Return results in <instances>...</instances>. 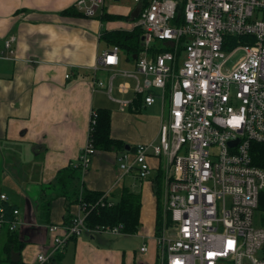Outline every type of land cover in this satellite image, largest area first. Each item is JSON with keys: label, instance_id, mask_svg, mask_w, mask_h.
Instances as JSON below:
<instances>
[{"label": "built area", "instance_id": "obj_1", "mask_svg": "<svg viewBox=\"0 0 264 264\" xmlns=\"http://www.w3.org/2000/svg\"><path fill=\"white\" fill-rule=\"evenodd\" d=\"M132 1L128 16L141 30L140 50L134 66L120 70L126 80L117 89L133 96H113V76L97 84L121 110L139 98L167 107L156 140L117 158L123 175L139 179L150 175V158L158 160L170 219L157 236L160 264H264V227L254 224L264 167L250 154L253 142L264 143V0ZM106 2L76 0V7L93 17ZM119 51L118 45L105 49L94 68L118 65ZM93 123L91 115L89 136ZM95 152L89 137L78 158L83 171ZM80 208L68 223L47 226L53 242L28 264H51L85 232L121 233L119 225L87 226L88 210ZM18 213L13 210L11 230Z\"/></svg>", "mask_w": 264, "mask_h": 264}, {"label": "crops", "instance_id": "obj_2", "mask_svg": "<svg viewBox=\"0 0 264 264\" xmlns=\"http://www.w3.org/2000/svg\"><path fill=\"white\" fill-rule=\"evenodd\" d=\"M120 1L107 0L102 15L88 17L76 7V0H0V195H6L0 206L18 209L20 223L14 230L23 242L6 251L8 231L1 224L0 264L33 263L53 242L47 226L68 223L67 214L81 213L79 203L66 213L67 200L54 183L59 170L70 164L81 167L78 158L89 139L91 115L103 107L111 110L112 137L124 147L96 150L87 169H81L78 188L103 192L115 202L122 186H129L141 195L140 224L131 234L85 232L68 241L51 264H155L159 259L156 189L159 184L163 194L164 184L158 160L150 158V175L139 179L123 175L117 158L138 143L156 140L167 107L161 101L143 105L139 98L121 110L97 84L113 76V92L132 97L131 92L118 91V84L126 80L119 72L134 66L140 42L136 54L120 47L118 65L94 68L101 53L114 45L102 38L104 31L139 29L129 21L132 6L114 12ZM66 9L74 13H65ZM11 36L15 39L6 47ZM104 72L107 76L101 75ZM50 198L47 215L41 206ZM262 218L264 214L257 225L264 227ZM142 245L145 251L140 250Z\"/></svg>", "mask_w": 264, "mask_h": 264}, {"label": "trees", "instance_id": "obj_3", "mask_svg": "<svg viewBox=\"0 0 264 264\" xmlns=\"http://www.w3.org/2000/svg\"><path fill=\"white\" fill-rule=\"evenodd\" d=\"M65 13H74L72 9H66ZM109 17V16H108ZM102 38L107 42L124 48L126 52L137 53L139 50L140 32L139 29L132 31L109 30L104 31ZM92 117L94 123L91 124L90 139L95 150H110L112 148L121 151L124 142L111 135V110L108 108H97L93 111ZM250 154L253 164L264 167V143L253 142L250 147ZM160 174V172H159ZM81 167L70 164L58 171L56 175L55 187H58L59 194L66 198L65 209L69 213V207L72 204L79 203L85 205L88 213L86 215V224L89 227L97 225L114 226L119 225L123 233L131 234L137 231L140 224L141 195L132 190L129 186H122L119 198L113 202L107 198L103 192L78 188ZM157 210H156V234H159L162 225V193L160 186L156 189ZM264 191L260 195L258 211L264 214ZM100 199L104 203L96 204ZM51 198L42 203V210L49 215ZM1 218L3 225L8 231V241L5 246L6 251H10L13 245L22 246L23 242L18 238L16 230L9 228L10 221L13 219V210L15 207L4 205ZM263 217V216H262ZM72 217L67 214L65 222L70 221ZM170 222L169 217L166 218ZM264 218H262L263 220ZM13 250V249H12ZM61 254V253H60ZM59 254V256H60ZM2 262H11L9 259H1ZM15 264L16 262H12Z\"/></svg>", "mask_w": 264, "mask_h": 264}, {"label": "rangeland", "instance_id": "obj_4", "mask_svg": "<svg viewBox=\"0 0 264 264\" xmlns=\"http://www.w3.org/2000/svg\"><path fill=\"white\" fill-rule=\"evenodd\" d=\"M130 6H132V7H134L135 6V4L133 3V1L132 0H121L120 2H118V6L114 9V12H117V13H120V12H124V11H126V10H128V8L130 7ZM109 8H111V10L113 9L112 7H111V5H109ZM120 22V21H119ZM122 22V21H121ZM118 23V22H117ZM227 52H228V50H226ZM241 54V52H239V53H237L236 54V56L234 57V58H237L239 55ZM102 76H107V74L104 72V73H102L101 74ZM131 94H132V92H131ZM112 95L113 96H119V97H121V95L120 94H118V92H116V90H114V92L112 93ZM127 112H128V110H127ZM143 112V111H142ZM122 181H120L119 182V184L117 185V188H121V186H122V183H121ZM119 191V190H118ZM119 196V194H117L116 195V197H114L113 198V200H117V197ZM161 204H162V225H161V228H160V230H159V234L158 235H160V233H161V230L163 229V227L165 226L164 224H166L167 225V219H165V212H164V200H163V194H162V199H161ZM260 214H262L260 211H256L255 212V216H254V224L255 225H257V223L258 222H260ZM157 235V236H158ZM155 264H160V260L159 259H156V261H155Z\"/></svg>", "mask_w": 264, "mask_h": 264}, {"label": "water", "instance_id": "obj_5", "mask_svg": "<svg viewBox=\"0 0 264 264\" xmlns=\"http://www.w3.org/2000/svg\"><path fill=\"white\" fill-rule=\"evenodd\" d=\"M232 143H234V142H232ZM128 149H129V148L127 147L126 150H128Z\"/></svg>", "mask_w": 264, "mask_h": 264}, {"label": "bare ground", "instance_id": "obj_6", "mask_svg": "<svg viewBox=\"0 0 264 264\" xmlns=\"http://www.w3.org/2000/svg\"><path fill=\"white\" fill-rule=\"evenodd\" d=\"M118 181V180H117ZM161 227V226H160ZM157 233V232H156Z\"/></svg>", "mask_w": 264, "mask_h": 264}]
</instances>
